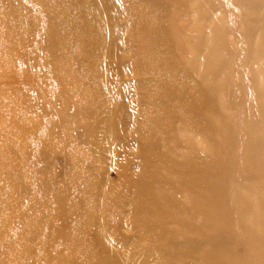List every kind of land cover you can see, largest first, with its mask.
<instances>
[{
	"label": "rangeland",
	"instance_id": "374dc122",
	"mask_svg": "<svg viewBox=\"0 0 264 264\" xmlns=\"http://www.w3.org/2000/svg\"><path fill=\"white\" fill-rule=\"evenodd\" d=\"M27 2L38 10L36 0ZM141 5L153 14L147 29L132 11ZM108 13L112 39L101 60L109 93L97 97L102 118L70 125L106 199L114 197L108 211L117 213L98 216L100 226L81 234L102 255L84 252L88 264H214L208 254L219 246L229 264H264V0H109ZM105 32L97 31L98 42ZM44 43L38 34L13 62L36 119L34 135L17 137L32 165L19 171L31 181L20 186L29 197L20 208L40 198L54 207V186L42 198L43 170L58 183L70 167L68 152L46 155L47 132L76 105L59 93L60 75ZM78 77L91 93L93 78L81 70ZM92 123L105 138L101 148L87 140ZM73 215L61 214L59 229L86 222ZM15 217L13 255L34 262L39 235Z\"/></svg>",
	"mask_w": 264,
	"mask_h": 264
},
{
	"label": "bare ground",
	"instance_id": "6f19581e",
	"mask_svg": "<svg viewBox=\"0 0 264 264\" xmlns=\"http://www.w3.org/2000/svg\"><path fill=\"white\" fill-rule=\"evenodd\" d=\"M36 2L38 10L30 6L27 0H0V264H88L92 257L84 256V252L90 253L93 259H100L102 255L97 257L90 250L89 243L80 238L81 234L83 235V231L89 227L100 226V222H95L98 216L107 217L109 214L108 217L113 218L117 213L108 211V206L115 201L114 197L110 202L106 199V193L102 192L98 180L99 176L90 171L93 165L90 156L75 148L72 143L70 125L82 117H94L95 122L102 118L101 102L97 97L104 91L109 93L101 60L108 49L106 43L112 39L109 0ZM145 9L143 5L132 7L137 19H141L140 24L145 25L143 29L154 23L153 14L146 15ZM91 15L93 16L90 17ZM163 15L166 18V14ZM77 24L80 25L79 30L74 31ZM98 30H106L107 34L101 36L100 42L95 38ZM38 34L44 37L49 65L60 75L59 93L75 102L76 112L54 125L45 137L46 147L49 148L46 155L51 156L55 151H62L68 152L70 158L67 179L63 182H55L48 170H43L46 172V183L42 198H50L49 194L54 186V189H57L56 193H53L55 206L45 200L42 202L40 198L30 199V207L20 208L19 205L24 207L29 200L28 196L20 192V186L31 181L28 176H20L19 171L32 170V165L29 155L26 154L25 140L17 141V137L20 133L25 136L34 135L36 129L32 119L35 124L36 119L32 117L33 100L16 85L13 62L20 51L30 48ZM152 39L149 41V48L153 44ZM79 70L93 78L91 93L80 89ZM183 82L181 81L182 85L185 84ZM184 89L188 91L186 86ZM106 119L113 127L114 118L108 116ZM85 128L91 146H104L105 138H99L96 123ZM18 151L23 154L12 155ZM77 201L79 206L76 205ZM64 213H70L72 217L74 213L76 216L85 215L86 222L81 225L73 221L67 231L59 229L56 222ZM19 214L23 217L24 230H33L39 235V259L31 263L21 259L16 261L12 252L15 251L17 242L13 239L14 236H11V229L15 216ZM3 249L7 251L4 255L1 254ZM223 253L219 246L215 252L208 254V258L214 264H229Z\"/></svg>",
	"mask_w": 264,
	"mask_h": 264
}]
</instances>
